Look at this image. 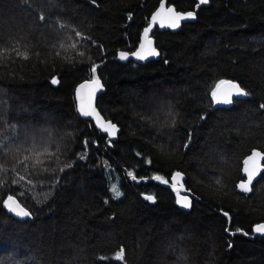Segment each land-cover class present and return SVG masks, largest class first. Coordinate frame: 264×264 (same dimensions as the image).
<instances>
[{
  "label": "trees",
  "instance_id": "16d2710c",
  "mask_svg": "<svg viewBox=\"0 0 264 264\" xmlns=\"http://www.w3.org/2000/svg\"><path fill=\"white\" fill-rule=\"evenodd\" d=\"M162 1L196 20L156 29L161 59L120 62ZM94 75L100 114L121 128L111 147L77 114L75 90ZM222 81L246 95L214 110ZM254 150L264 0H0V264H264V173L249 195L237 188Z\"/></svg>",
  "mask_w": 264,
  "mask_h": 264
},
{
  "label": "water",
  "instance_id": "95a60500",
  "mask_svg": "<svg viewBox=\"0 0 264 264\" xmlns=\"http://www.w3.org/2000/svg\"><path fill=\"white\" fill-rule=\"evenodd\" d=\"M196 1L198 2L199 5L208 6L211 0H207V3H200V0H196ZM169 9H172V11L169 12ZM157 13H160V15H157ZM188 13H192L193 15L188 16ZM176 16H182L184 18H181L177 21ZM195 20H196L195 13L177 12L173 6L168 7L167 1H162L158 9L156 10V12L152 15L151 24L143 31L141 35V42L139 43L136 51L133 54L123 53L127 57L125 59L121 58V54H122L121 53L118 56V60L122 63H127L128 61H134L135 63L139 65H147L148 63L161 59V54L156 49L155 40L153 38V34L156 31V29H158L162 33L163 32L177 33L182 29L184 24L192 23ZM174 24L178 26H170ZM146 30H147V36H145ZM142 45L143 47H141ZM153 49L155 50V53H157L156 55L150 54ZM138 52L141 55H144L146 58L137 59L136 53ZM95 81H98V83H96ZM232 84L238 85L233 81H228L217 87L216 92H215L216 95L213 99L214 110L219 109V108L225 109L232 103V101L240 100L245 97V95L237 94L236 89L230 87V85ZM82 85H84V87H81ZM239 88L242 89L240 86ZM105 91H106V88L103 82L100 80V78L97 75H94V77L91 80L83 82L77 86L75 90V99L77 102L78 116L83 120L93 122L95 127L98 129V131L102 135L107 137V144L111 147V145L118 140V137L121 133V128L117 124H114L111 121L105 120L97 108L98 99L105 93ZM243 92L245 91L243 90ZM225 100H229L231 102L226 103L224 102ZM81 108H83L84 112H88L90 114L89 115L82 114ZM254 153H259L260 155L257 156V155H254ZM263 163H264V153H262L259 150H254L251 153V155H249L243 161L242 175L244 177V180L241 181L237 186L239 193L248 194V195L251 193L253 186L256 184V182L260 179V177L264 173ZM176 174L177 173H175L171 177V184L172 186L175 187L177 205L182 211L189 212L191 211L193 207V199L195 196L191 192L185 189L184 182H185L186 177L181 173H179L180 174L179 176H177ZM250 176L252 177L251 183L249 185L251 190L250 191L241 190L240 185L248 183ZM185 197L187 198V201L189 202L188 207L182 206L184 202L183 198ZM145 200L151 204L155 203L154 197H153V200H148V199H145ZM9 205H10L9 210L10 208L15 209V205L11 204V202ZM17 211H19V209H16L15 211L10 210L12 215L16 216L18 219L22 221L29 219L31 217L30 215L29 216L17 215L16 214ZM255 233H256V236L264 238V232H257L255 230Z\"/></svg>",
  "mask_w": 264,
  "mask_h": 264
},
{
  "label": "snow or ice",
  "instance_id": "6c2138e0",
  "mask_svg": "<svg viewBox=\"0 0 264 264\" xmlns=\"http://www.w3.org/2000/svg\"><path fill=\"white\" fill-rule=\"evenodd\" d=\"M200 3H207V0H200ZM171 11H172V9H169V12H171ZM157 15H160V13H157ZM192 15H193L192 13H188V16H192ZM181 18H184V17H182V16H176V20H177V21H178L179 19H181ZM41 19H43V17H41ZM154 19H155V17H154ZM170 26H178V25H175V24H174V25H170ZM145 36H147V30L145 31ZM141 47H143V45H142ZM81 54H82V53H81ZM150 54H152V55H156L157 53H155V50L153 49L152 52H151ZM23 55H24V58H27V53H24ZM136 56H137V59H145V58H146L144 55H141L139 52L136 53ZM121 58H122V59H125V58H127V57H126L125 54L122 53V54H121ZM93 71H95V68H93ZM55 82H56V81L54 80L53 83H55ZM95 82L98 83V81H95ZM221 83L223 84V83H225V82L222 81ZM81 87H84V85H82ZM230 87L235 88L237 94H240V95H246V93L243 92V90L240 89L238 85L232 84V85H230ZM215 95H216V93L214 92V93H213V96L215 97ZM218 102H220V101H218ZM224 102H226V103H230L231 101H229V100H225ZM81 112H82V114H84V115H89V114H90V113H88V112H84L83 108H81ZM254 155H257V156H258V155H260V154H259V153H254ZM25 159H28V158L26 157ZM246 163H247V162H246ZM176 175L179 176L180 174L177 173ZM133 178L135 179V177H133ZM251 179H252V177L250 176V177H249V180H248V183H246V184H241V185H240L241 190H243V191H250V190H251L250 187H249V185H250V183H251ZM164 182L167 183V181H164ZM112 190H113L114 195L118 198L119 195H120L118 189L114 186ZM145 199L153 200V197H152V196H146ZM183 199H184V202H183L182 206H183V207H188V206H189V202L187 201V198L185 197V198H183ZM9 202H11V204L15 205V209L10 208V210L15 211L16 209H19V211L16 212L17 215H23V216H29V215H30V213H29L27 210H25V209H24V208H23V207H22V206L16 201V199H15L14 197L9 196V197L7 198V201L4 202L6 207L8 206ZM178 202H179V201H178ZM255 230H256L257 232H264V225H260V226H258ZM116 258H117V259H121V260L123 259V250H122V249H121L120 252L117 254V257H116Z\"/></svg>",
  "mask_w": 264,
  "mask_h": 264
},
{
  "label": "rangeland",
  "instance_id": "374dc122",
  "mask_svg": "<svg viewBox=\"0 0 264 264\" xmlns=\"http://www.w3.org/2000/svg\"><path fill=\"white\" fill-rule=\"evenodd\" d=\"M9 204H10V202H9Z\"/></svg>",
  "mask_w": 264,
  "mask_h": 264
}]
</instances>
